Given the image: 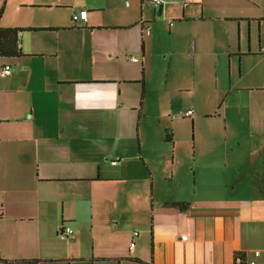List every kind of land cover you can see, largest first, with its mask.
Returning <instances> with one entry per match:
<instances>
[{
    "label": "crops",
    "instance_id": "obj_1",
    "mask_svg": "<svg viewBox=\"0 0 264 264\" xmlns=\"http://www.w3.org/2000/svg\"><path fill=\"white\" fill-rule=\"evenodd\" d=\"M162 4L0 0L21 29L0 55L14 260L264 264V0Z\"/></svg>",
    "mask_w": 264,
    "mask_h": 264
},
{
    "label": "trees",
    "instance_id": "obj_2",
    "mask_svg": "<svg viewBox=\"0 0 264 264\" xmlns=\"http://www.w3.org/2000/svg\"><path fill=\"white\" fill-rule=\"evenodd\" d=\"M20 30H21L20 28L0 27V55L3 56L21 55V50L20 47L18 46V32ZM17 262H23L26 264H38L39 260L38 259L7 260L0 258V264H16Z\"/></svg>",
    "mask_w": 264,
    "mask_h": 264
},
{
    "label": "rangeland",
    "instance_id": "obj_3",
    "mask_svg": "<svg viewBox=\"0 0 264 264\" xmlns=\"http://www.w3.org/2000/svg\"><path fill=\"white\" fill-rule=\"evenodd\" d=\"M182 121H184V122H190V120L188 118L185 119V120H182ZM190 128H191V126H190ZM187 130L185 131L186 133L189 132ZM147 131H149V132L154 131L155 132V131H157V127H152V128H149L148 127ZM169 133H171V132H169ZM189 133H188L189 139H188V136H186V140H188L189 145H188V143H185L182 146V148L184 150L188 151L189 153H191L193 151L192 141H193L194 136H192V134L191 133L189 134ZM158 134L159 133H157V135ZM177 136L179 137V133H177ZM167 138L169 139L170 137H167ZM177 148H178V150H181L180 149L181 148V145L178 144ZM200 151H201V148H200ZM1 213H2V211H1ZM1 234H3V235L1 236ZM4 242L9 243V246L8 247H9L10 252L12 254V258L14 260V224L12 222V217H5L4 219H2L0 221V248L2 247V245L4 244ZM16 264H26V263L17 262Z\"/></svg>",
    "mask_w": 264,
    "mask_h": 264
},
{
    "label": "built area",
    "instance_id": "obj_4",
    "mask_svg": "<svg viewBox=\"0 0 264 264\" xmlns=\"http://www.w3.org/2000/svg\"><path fill=\"white\" fill-rule=\"evenodd\" d=\"M153 4L155 5H159L160 3H162V0H151ZM87 16H88V11L87 10H81L79 12H76L73 14V19L74 20H78V19H83V20H86L87 19ZM262 52L264 54V47L262 48ZM137 60V59H135ZM11 66L9 64H6L3 68H0V75L1 76H8L11 74ZM194 113L193 109H189L186 111L185 115L186 116H192ZM115 162V161H114ZM73 232V230L69 227H66L64 230H62L60 232V234L62 235V237H67L69 234H71ZM135 234H137V232H135ZM186 236H183V238H185ZM131 246L133 247L134 246V243H131ZM255 255H259V251H256L255 252ZM239 262L240 263H244L245 262L243 261V259L239 256ZM248 264H256L255 261H251L249 262Z\"/></svg>",
    "mask_w": 264,
    "mask_h": 264
},
{
    "label": "water",
    "instance_id": "obj_5",
    "mask_svg": "<svg viewBox=\"0 0 264 264\" xmlns=\"http://www.w3.org/2000/svg\"><path fill=\"white\" fill-rule=\"evenodd\" d=\"M162 9H163V4L160 3L159 6H158V15H161L162 14Z\"/></svg>",
    "mask_w": 264,
    "mask_h": 264
}]
</instances>
